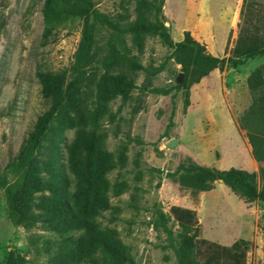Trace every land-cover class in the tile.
<instances>
[{
  "label": "rangeland",
  "instance_id": "obj_1",
  "mask_svg": "<svg viewBox=\"0 0 264 264\" xmlns=\"http://www.w3.org/2000/svg\"><path fill=\"white\" fill-rule=\"evenodd\" d=\"M93 1L98 10L124 23L138 16L137 0ZM188 1L189 5L186 0H165L164 20L172 37L180 40L181 31L189 29L213 54L230 56L244 0ZM257 5V13L264 18V0ZM187 6L192 10L189 15ZM44 8L45 0H0V259L14 250L22 257L19 264H178L167 235L152 222L158 207L169 212L172 205H181L197 210L201 237L226 245L248 239L252 244L247 263L264 264L261 200L246 202L222 182H216L212 191H200L183 187L170 176L188 158L221 169L234 166L259 172L264 166L253 156L246 130L238 123L239 115L253 101L247 77L256 66L264 65V55L238 67L213 70L191 87V104L185 109L181 65L173 58L172 48L149 34L139 52L130 34H124L125 41L120 42L113 38V30L98 23L91 67L97 76L103 71L104 59L118 53L136 55L145 66L160 67L149 88L143 85L146 71L136 73L138 87L127 101L117 94L109 102L110 112L100 129L105 148L117 162L108 177L112 184L121 183L123 190L111 192L112 208L97 219L125 245L126 257L118 260L101 245L94 248L85 230L76 231L71 241L41 222L17 223L2 181L26 133L49 106L41 94L37 71L69 69L85 23L84 19L65 18L46 40ZM93 21L91 14L89 23ZM155 87L172 92L159 94ZM90 89L94 94L95 85ZM76 133V127L65 129L59 142L58 156L70 182L69 191L75 186L69 145ZM171 139L178 140L176 146L168 145Z\"/></svg>",
  "mask_w": 264,
  "mask_h": 264
},
{
  "label": "trees",
  "instance_id": "obj_2",
  "mask_svg": "<svg viewBox=\"0 0 264 264\" xmlns=\"http://www.w3.org/2000/svg\"><path fill=\"white\" fill-rule=\"evenodd\" d=\"M257 4L258 0H244L242 22L231 55L219 56L210 52L207 44L190 30L184 31L182 40L172 37L164 20L165 0H137L138 16L126 23L98 10L93 0H45L43 37L46 40L54 34L57 23L65 18H80L85 23L71 67L61 71H37L41 94L49 106L26 133L17 154L6 166L2 181L17 223L41 222L71 241H75L76 231L85 230L94 248L101 245L118 260L125 259V245L97 219L103 211L112 208L111 192L123 190L121 183L112 184L108 177L117 162L105 148L100 129L109 115V102L117 94L127 101L131 91L138 87L136 73L146 71L143 85L149 88L160 67L145 66L136 55L118 53L104 59L103 71L97 76L91 69L96 23L113 30V38L120 42L125 41L124 34H130L139 52H143V39L149 34L159 36L172 48L173 58L181 65L180 90L186 109L191 104V87L213 70L238 67L250 58L264 55V18L257 13ZM91 14L94 21L89 23ZM92 84L95 85L94 94L90 93ZM247 84L253 101L239 115L238 123L246 130L253 156L264 162V65L256 66L249 73ZM153 90L163 95L172 92L166 87ZM174 114L175 109L172 118ZM72 127L77 128L69 145V164L75 186L69 191L70 182L61 170L58 153L63 131ZM179 168L180 171L170 176L183 187L208 191L215 188L216 182H222L244 201L261 200L264 206V166L259 172L234 166L221 169L188 158ZM152 224L167 235L178 264H248L251 241L239 238L226 245L201 237L200 218L194 208L172 205L167 212L158 207ZM174 224L178 225L177 230ZM21 260L19 253L9 250L0 264H19Z\"/></svg>",
  "mask_w": 264,
  "mask_h": 264
},
{
  "label": "crops",
  "instance_id": "obj_3",
  "mask_svg": "<svg viewBox=\"0 0 264 264\" xmlns=\"http://www.w3.org/2000/svg\"><path fill=\"white\" fill-rule=\"evenodd\" d=\"M187 1V5H189V1L188 0H186ZM187 9H188V15H189V13H192V10L191 9H189V7L187 6ZM186 30H189V29H186ZM185 31V30H184ZM183 37H184V32L183 31H181V33H180V40H182L183 39ZM176 41H179V40H176ZM202 42V41H201ZM220 183V182H219ZM212 190H214V189H212ZM212 190H208V191H212ZM190 208V207H189Z\"/></svg>",
  "mask_w": 264,
  "mask_h": 264
},
{
  "label": "water",
  "instance_id": "obj_4",
  "mask_svg": "<svg viewBox=\"0 0 264 264\" xmlns=\"http://www.w3.org/2000/svg\"><path fill=\"white\" fill-rule=\"evenodd\" d=\"M180 79H181V77H182V73H180ZM177 143H178V140L177 139H171L170 141H169V143H168V145L170 146V147H174V146H176L177 145Z\"/></svg>",
  "mask_w": 264,
  "mask_h": 264
}]
</instances>
